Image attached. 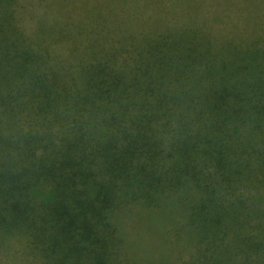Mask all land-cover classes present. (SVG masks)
<instances>
[{
	"label": "trees",
	"instance_id": "1",
	"mask_svg": "<svg viewBox=\"0 0 264 264\" xmlns=\"http://www.w3.org/2000/svg\"><path fill=\"white\" fill-rule=\"evenodd\" d=\"M189 1L0 0L4 264H264V0Z\"/></svg>",
	"mask_w": 264,
	"mask_h": 264
},
{
	"label": "rangeland",
	"instance_id": "2",
	"mask_svg": "<svg viewBox=\"0 0 264 264\" xmlns=\"http://www.w3.org/2000/svg\"><path fill=\"white\" fill-rule=\"evenodd\" d=\"M41 0H22L23 3V8L21 9V17H22V24L27 30H32L30 27L32 25V20L30 16L32 15L33 12L37 11V5L38 2ZM175 0H161L160 3H156L154 6V13L153 11L150 10L148 13L150 18H154L155 21L157 18L162 15L163 17L166 15L167 18H169L171 21L169 22V25L172 23H181V20H184V22H188V20H191L190 17H196L199 16L201 17L202 9H199L198 7L196 10L193 8L191 5V1L185 0L186 3L184 2L183 4H186L185 11L180 12L179 6L175 5L174 3ZM202 2V0H200ZM224 0H214L216 6H221L225 4L223 2ZM227 4H230V1L226 0ZM82 4H86V0H81ZM194 0V5L196 4ZM181 7L182 5L179 4ZM262 9L260 10L259 13V22L260 24L264 25V3L260 5ZM215 9V8H214ZM39 10V9H38ZM210 13H213L214 11L211 9L205 8ZM164 14V15H163ZM95 15V14H94ZM216 22H219V17L217 16ZM167 22V21H166ZM139 214H135L131 216L130 220V227L128 229V241L129 245V257L134 258V260L141 262L142 264L147 263V264H153L156 262V260L159 259V256L161 255L164 247H159L160 244L165 245L162 243V241H166L162 236L165 235L167 236V233L170 231V229L166 230L165 228L162 227V225L156 224L154 221H150V223L145 219L144 217L137 216ZM163 234V235H162ZM143 241L142 245L144 246L141 247V245L138 244L139 241ZM134 240H137V244L134 243ZM145 241V242H144ZM160 241V242H157ZM146 244V247H145ZM168 246H170L167 243ZM24 247L20 246V244H16L15 249L13 251V254L15 257H18L17 262L16 260L12 263H19L21 264V261H25V257L23 255V250ZM161 249V250H160ZM19 253V255H18ZM134 255V256H133ZM11 256V254L9 255ZM9 256H2L0 257V264H4V261H9L11 258H8ZM2 260V261H1ZM24 264V263H23ZM140 264V263H137Z\"/></svg>",
	"mask_w": 264,
	"mask_h": 264
}]
</instances>
